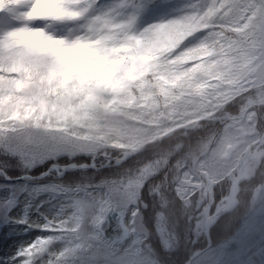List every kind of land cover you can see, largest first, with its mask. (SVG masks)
<instances>
[{
	"label": "clouds",
	"instance_id": "obj_1",
	"mask_svg": "<svg viewBox=\"0 0 264 264\" xmlns=\"http://www.w3.org/2000/svg\"><path fill=\"white\" fill-rule=\"evenodd\" d=\"M0 17V144L83 154L129 183L163 173L153 224L169 255L188 247L183 264L202 248L181 221L217 229L214 246L251 222L264 252V0H0ZM98 203L72 190L26 217L5 264H122Z\"/></svg>",
	"mask_w": 264,
	"mask_h": 264
},
{
	"label": "trees",
	"instance_id": "obj_2",
	"mask_svg": "<svg viewBox=\"0 0 264 264\" xmlns=\"http://www.w3.org/2000/svg\"><path fill=\"white\" fill-rule=\"evenodd\" d=\"M2 145V144H0ZM86 157L83 154L72 153L68 155L67 153L56 154L49 159L35 164L31 168H27L24 162L18 158L15 154L2 152L0 146V168L3 169L5 174L11 179H6L0 173V205L3 201H10L12 195L10 191L3 190V186L13 187L17 184H22V186L27 187L26 189H36L35 191L40 197L39 202H53L58 199L60 196L65 195L68 191L81 192L84 195L91 193V190L97 187L99 180L104 179H116L124 180L123 174L120 172L117 166L115 165H105L96 167H86V168H76L72 170H66L62 174H57L56 171L50 170L47 174L40 177H30L24 178L21 177L22 174H29L31 176L39 175L41 172L47 170V168L52 163L67 164L69 162H74L76 164L83 163L86 161ZM89 163V162H85ZM131 163V161H128ZM95 170L97 174L96 179L93 177L85 176L87 171ZM85 176V182L80 183L77 181L75 189H69L67 185L58 183L57 181L61 178L65 180H76L77 177ZM152 179L156 180H166L167 178L163 176V173L150 174L149 177H146L138 191V194L133 200L130 201L132 207L131 212L129 213V218H131L132 210L139 208L140 220H141V231L137 233L128 232V236L124 241L116 242L117 244L126 248V252H130L128 256L123 258L131 257H140L144 261H155L158 264L159 260L166 261V264H183V260L188 258L189 249L187 246L181 248L177 252H173L169 255L164 250V241L162 239L163 232L167 231V227L161 228L159 225L153 224L152 214L156 208H159L161 205L156 202L155 193L151 192L150 182ZM177 189H173V194H175ZM26 197V196H25ZM87 202H84L80 206V211L85 210V205ZM179 197H177V208L174 211L178 212ZM119 206V205H118ZM117 206V208H118ZM1 207V206H0ZM8 217V212L6 210H0V221L5 220ZM99 219V218H98ZM145 221L147 222L145 225ZM180 228L191 235L193 239L190 241L191 245L195 249L202 250L197 253L192 260L194 264H222L226 258H233L235 260L234 252L239 249L240 251L244 250L246 247L255 246V241L258 238V234L253 235L252 224L251 222L246 223L242 226L239 231L235 234L234 238L230 241H227L223 245L214 246L212 240L216 239L218 230L210 226L209 231V244L205 239L204 243L207 247H204L201 244V236H204V232H201L195 226L187 227L184 224V221H181ZM169 235L175 238V232L169 231ZM150 241V242H149ZM225 245L226 246L225 248ZM169 249L171 244L168 245ZM215 250H220V255L217 258L213 257V252ZM158 254V255H157ZM193 254V253H192ZM124 260V259H123Z\"/></svg>",
	"mask_w": 264,
	"mask_h": 264
},
{
	"label": "rangeland",
	"instance_id": "obj_3",
	"mask_svg": "<svg viewBox=\"0 0 264 264\" xmlns=\"http://www.w3.org/2000/svg\"><path fill=\"white\" fill-rule=\"evenodd\" d=\"M166 4H160L152 9L151 14L162 12L166 9ZM3 17H0V22L3 21ZM2 152L15 154L20 158L27 168L33 167L45 159L55 156L46 154L39 146L31 150H23L17 145H0ZM65 153V152H61ZM71 155L70 153H67ZM95 166V163H89ZM50 169L56 171L57 174L61 173V165L59 163H52ZM0 173H4L3 169L0 168ZM25 177H29V174L25 173ZM146 178V177H145ZM140 179L137 182H131L116 179H104L99 180L97 187L91 190L90 195L99 200L97 204V214L98 218H104L107 214L109 208L114 207L120 211V213L127 219L129 218V213L131 212L130 201L135 198L138 194L139 188L145 179ZM27 187L22 186V184H17L13 187L3 186L2 191L7 190L11 192L12 199L10 201L1 202L0 210H6L8 212V217L0 221V264H5V261L10 260L14 257L15 249L18 247L21 238L25 235V228L22 226L24 219L37 211H41L46 207L47 202H39L40 197L35 191L36 189H26ZM26 196V197H25ZM119 205V206H118ZM118 206V208H117ZM110 241V240H109ZM124 241V240H122ZM121 241V242H122ZM120 242V241H117ZM228 245H225V248ZM131 254L126 252L125 256ZM220 255V250H215L213 252L212 258H217ZM235 264H240L243 259H249L256 261V264H264V252H257L256 246L246 247L244 250L240 251L237 249L234 252ZM122 264H156L155 261H144L140 257L123 258ZM124 259V260H123Z\"/></svg>",
	"mask_w": 264,
	"mask_h": 264
},
{
	"label": "water",
	"instance_id": "obj_4",
	"mask_svg": "<svg viewBox=\"0 0 264 264\" xmlns=\"http://www.w3.org/2000/svg\"><path fill=\"white\" fill-rule=\"evenodd\" d=\"M231 207V205H229ZM103 233L108 240L120 241L126 238L127 230L121 214L115 209L108 210L105 218L99 220ZM210 227V225H209ZM209 232L206 233L208 236Z\"/></svg>",
	"mask_w": 264,
	"mask_h": 264
},
{
	"label": "snow or ice",
	"instance_id": "obj_5",
	"mask_svg": "<svg viewBox=\"0 0 264 264\" xmlns=\"http://www.w3.org/2000/svg\"><path fill=\"white\" fill-rule=\"evenodd\" d=\"M21 222H24V221H21Z\"/></svg>",
	"mask_w": 264,
	"mask_h": 264
}]
</instances>
